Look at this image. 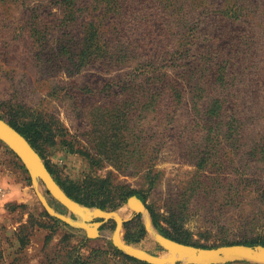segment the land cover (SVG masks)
Instances as JSON below:
<instances>
[{
    "label": "rangeland",
    "instance_id": "1",
    "mask_svg": "<svg viewBox=\"0 0 264 264\" xmlns=\"http://www.w3.org/2000/svg\"><path fill=\"white\" fill-rule=\"evenodd\" d=\"M0 116L129 246L264 244V0H0ZM0 187V264H148L43 209L1 141Z\"/></svg>",
    "mask_w": 264,
    "mask_h": 264
},
{
    "label": "water",
    "instance_id": "2",
    "mask_svg": "<svg viewBox=\"0 0 264 264\" xmlns=\"http://www.w3.org/2000/svg\"><path fill=\"white\" fill-rule=\"evenodd\" d=\"M0 141L18 157L28 171L43 209L69 225L81 226L84 228L88 237L97 236L100 225L104 221L113 219L116 223V229L112 241L116 248L148 264H228L234 262L264 264V246L261 245L247 246L244 244H232L214 248H202L182 244L157 234L155 238L160 247L165 251L162 255H152L129 246L120 237L122 220L118 214L113 211H103L99 208L90 210L70 199L55 182L52 175L45 168L46 166L40 156L33 150L28 141L2 119H0ZM38 181L45 186L54 199L74 213L78 220L73 221L70 218L55 213L41 195L38 189ZM128 207L136 212L144 210L143 203L135 196L128 199ZM96 218L102 219V222H90ZM87 221L89 222L87 223ZM92 227L95 228L94 231H90Z\"/></svg>",
    "mask_w": 264,
    "mask_h": 264
},
{
    "label": "trees",
    "instance_id": "3",
    "mask_svg": "<svg viewBox=\"0 0 264 264\" xmlns=\"http://www.w3.org/2000/svg\"><path fill=\"white\" fill-rule=\"evenodd\" d=\"M220 73L219 71L216 72V75ZM0 119L2 120H6L5 122H7L11 127H13L17 132H19L27 141L28 143L31 145V147L33 148V150H36V139H35V136H34V133L31 131L30 129V126L26 123H20V122H17L13 117H9L7 119H4L3 117L0 116ZM38 154V152H37ZM39 155V154H38ZM46 166V165H45ZM47 168V166L45 167ZM47 170L49 171V173L51 174V171L47 168ZM63 190L65 191V193L72 199L76 200L77 202L79 203H84L82 201V199H80L77 195L73 194L71 191H69V188H66L64 187ZM167 238L171 239V240H174L176 242H179V243H182V244H188L186 242H183V241H180L178 239H174L170 236H168ZM234 244H241V243H234ZM253 243H250V244H246L247 246H253L252 245ZM190 245V244H188ZM226 245H232V244H226ZM245 245V244H244ZM192 246H195V245H192ZM222 246V245H221ZM264 246V244L262 245ZM195 247H198V246H195ZM205 248V247H203ZM244 264H246L244 262ZM248 264V263H247Z\"/></svg>",
    "mask_w": 264,
    "mask_h": 264
},
{
    "label": "crops",
    "instance_id": "4",
    "mask_svg": "<svg viewBox=\"0 0 264 264\" xmlns=\"http://www.w3.org/2000/svg\"><path fill=\"white\" fill-rule=\"evenodd\" d=\"M12 199H15L14 195H11V193L5 192L4 195H3V197L0 200V203L5 202L7 200L8 201H11Z\"/></svg>",
    "mask_w": 264,
    "mask_h": 264
},
{
    "label": "built area",
    "instance_id": "5",
    "mask_svg": "<svg viewBox=\"0 0 264 264\" xmlns=\"http://www.w3.org/2000/svg\"><path fill=\"white\" fill-rule=\"evenodd\" d=\"M3 194H4V191H3V189L0 187V199L2 198Z\"/></svg>",
    "mask_w": 264,
    "mask_h": 264
},
{
    "label": "bare ground",
    "instance_id": "6",
    "mask_svg": "<svg viewBox=\"0 0 264 264\" xmlns=\"http://www.w3.org/2000/svg\"><path fill=\"white\" fill-rule=\"evenodd\" d=\"M94 230H95V228H94V227L90 228V231H94Z\"/></svg>",
    "mask_w": 264,
    "mask_h": 264
}]
</instances>
